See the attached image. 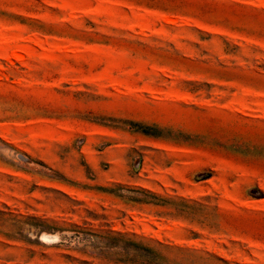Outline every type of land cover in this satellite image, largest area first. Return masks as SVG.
Masks as SVG:
<instances>
[{
  "label": "rangeland",
  "instance_id": "374dc122",
  "mask_svg": "<svg viewBox=\"0 0 264 264\" xmlns=\"http://www.w3.org/2000/svg\"><path fill=\"white\" fill-rule=\"evenodd\" d=\"M109 235L264 264V0H0V264Z\"/></svg>",
  "mask_w": 264,
  "mask_h": 264
},
{
  "label": "trees",
  "instance_id": "16d2710c",
  "mask_svg": "<svg viewBox=\"0 0 264 264\" xmlns=\"http://www.w3.org/2000/svg\"><path fill=\"white\" fill-rule=\"evenodd\" d=\"M43 225V222L39 224V226H34L36 229L39 230H45V231H51L56 232V228H51L49 226H40ZM60 231V230H58ZM102 239V244L105 249H110L113 247H118L121 249L122 256L118 261H128L131 263H136V260L133 258H149L146 260V262H140L143 264H158V262H155L154 258H162L156 251L152 250L151 248L144 247L142 244H140L137 241L130 240L122 235L117 236H100ZM106 251H102L101 253H104Z\"/></svg>",
  "mask_w": 264,
  "mask_h": 264
},
{
  "label": "bare ground",
  "instance_id": "6f19581e",
  "mask_svg": "<svg viewBox=\"0 0 264 264\" xmlns=\"http://www.w3.org/2000/svg\"><path fill=\"white\" fill-rule=\"evenodd\" d=\"M48 237H51V236H49V235H42V239H45V238H48ZM54 238H56V236H53Z\"/></svg>",
  "mask_w": 264,
  "mask_h": 264
}]
</instances>
